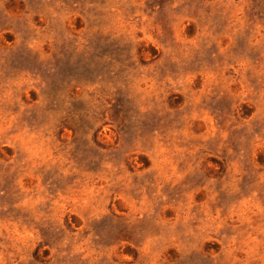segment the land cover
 Segmentation results:
<instances>
[{
	"label": "rangeland",
	"instance_id": "rangeland-1",
	"mask_svg": "<svg viewBox=\"0 0 264 264\" xmlns=\"http://www.w3.org/2000/svg\"><path fill=\"white\" fill-rule=\"evenodd\" d=\"M0 264H264V0H0Z\"/></svg>",
	"mask_w": 264,
	"mask_h": 264
}]
</instances>
